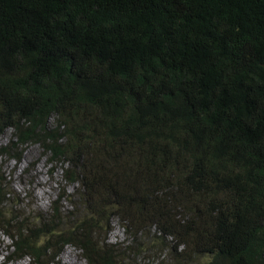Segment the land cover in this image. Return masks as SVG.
Segmentation results:
<instances>
[{
    "label": "trees",
    "instance_id": "trees-1",
    "mask_svg": "<svg viewBox=\"0 0 264 264\" xmlns=\"http://www.w3.org/2000/svg\"><path fill=\"white\" fill-rule=\"evenodd\" d=\"M7 128L78 184L32 225L0 176L12 259L264 264V0H0Z\"/></svg>",
    "mask_w": 264,
    "mask_h": 264
},
{
    "label": "rangeland",
    "instance_id": "rangeland-1",
    "mask_svg": "<svg viewBox=\"0 0 264 264\" xmlns=\"http://www.w3.org/2000/svg\"><path fill=\"white\" fill-rule=\"evenodd\" d=\"M10 135L11 129H7L1 137V142L3 144L9 142ZM19 150L21 151L19 159L7 157L0 161V174L9 176L12 195L17 199L16 208L24 215L26 223H29L35 216L50 211L52 206L57 208L58 204L54 205V201L57 200L59 193L63 188L71 190V186L66 187L62 178L63 165L60 162L49 161L39 144L21 145ZM19 202L23 204L19 205ZM108 237L112 242H119L125 238L117 220H114ZM0 254V264H35L28 256L12 260V241L1 229ZM54 264H87V261L80 250L73 246H65Z\"/></svg>",
    "mask_w": 264,
    "mask_h": 264
},
{
    "label": "clouds",
    "instance_id": "clouds-1",
    "mask_svg": "<svg viewBox=\"0 0 264 264\" xmlns=\"http://www.w3.org/2000/svg\"><path fill=\"white\" fill-rule=\"evenodd\" d=\"M7 129H11V135H10V140H11V138H12V132H13V130H12V128H7ZM6 129V130H7ZM5 130V131H6ZM5 131H4V133H5ZM3 133V134H4ZM2 134V135H3ZM2 135H1V137H2ZM1 137H0V141H1ZM10 142V141H9ZM9 142H7V143H9ZM2 143V142H1ZM7 143H5V144H7ZM4 144V145H5ZM4 158H7L6 156H1L0 157V161L2 160V159H4ZM0 176H2V177H4V178H7L8 180H9V176H4V175H2V174H0ZM63 178V177H62ZM63 180H64V178H63ZM65 181V180H64ZM10 183H11V181H10ZM65 184H66V187H67V185H69V186H71V190H66L65 188H63V190L59 193V195H58V198H57V200L56 201H54V205L55 204H58V206H57V208H56V206H52V209L50 210V211H47V212H43V213H41V214H39V215H37V216H35V218H34V220L32 221V222H29V224H32V225H35V224H37V223H39L41 220H42V218H43V215H45V214H47V213H52V212H54L56 209H59L60 207H62V206H65V207H69L70 208V206H69V204L67 203V201H65L64 199H61V197L63 196V195H65V194H71V193H73L74 192V189H75V187H77L78 186V184H75V185H71V184H69V183H67L66 181H65ZM11 186V185H10ZM25 199V198H24ZM21 204H23V202H19V205H21ZM16 210H17V212L19 213V214H22V213H20L19 211H18V209L17 208H15ZM23 215V214H22ZM23 217H24V215H23ZM24 219H25V217H24ZM114 220H117L118 222H119V219L118 218H115V219H113V221H112V224H111V229H110V232L112 231V228H113V222H114ZM25 222H26V219H25ZM119 225H120V227H122V230H123V232H124V239L123 240H121V241H119V242H122V241H125L126 240V234H125V229H124V227L121 225V223L119 222ZM109 232V233H110ZM109 236V235H108ZM9 238V237H8ZM10 239V238H9ZM11 240V239H10ZM12 241V240H11ZM108 241H110L109 240V237H108ZM110 242H112V241H110ZM119 242H112V243H119ZM65 246H73V245H71V244H66ZM64 246V247H65ZM64 247L61 249V251L59 252V254L57 255V257L60 255V253L62 252V250L64 249ZM74 248H76L75 246H73ZM76 249H78V248H76ZM78 250H80V249H78ZM81 251V250H80ZM12 252H13V247H12ZM82 253V252H81ZM13 256V255H12ZM11 256V257H12ZM25 256H28V257H30V258H32L33 260H34V262H35V264H37V261H36V259L35 258H33V257H31V256H29V255H25ZM25 256H23V257H25ZM82 256H83V254H82ZM56 257V258H57ZM84 257V256H83ZM21 258V257H20ZM15 259H18V258H14V259H12V260H15ZM56 260V259H55ZM55 262V261H54ZM54 264V263H53Z\"/></svg>",
    "mask_w": 264,
    "mask_h": 264
},
{
    "label": "bare ground",
    "instance_id": "bare-ground-1",
    "mask_svg": "<svg viewBox=\"0 0 264 264\" xmlns=\"http://www.w3.org/2000/svg\"><path fill=\"white\" fill-rule=\"evenodd\" d=\"M31 173H32V177H33V170H32V172H31ZM39 180H40V179H39ZM39 180H38V181H39ZM33 186H34V184H33ZM1 253H2V252H1ZM0 255H1V254H0ZM19 263H22V262H19Z\"/></svg>",
    "mask_w": 264,
    "mask_h": 264
}]
</instances>
